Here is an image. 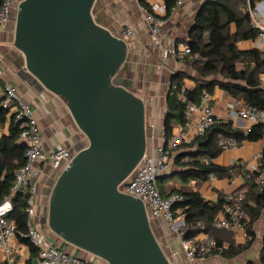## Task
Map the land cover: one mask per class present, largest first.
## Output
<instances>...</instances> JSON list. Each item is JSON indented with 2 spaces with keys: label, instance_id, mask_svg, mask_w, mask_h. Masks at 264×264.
<instances>
[{
  "label": "water",
  "instance_id": "obj_1",
  "mask_svg": "<svg viewBox=\"0 0 264 264\" xmlns=\"http://www.w3.org/2000/svg\"><path fill=\"white\" fill-rule=\"evenodd\" d=\"M96 1L22 0L14 18L27 76L64 100L89 142L52 187L48 227L63 249L108 264H172L145 202L119 190L147 150L146 103L120 80L128 41L97 20Z\"/></svg>",
  "mask_w": 264,
  "mask_h": 264
},
{
  "label": "crops",
  "instance_id": "obj_2",
  "mask_svg": "<svg viewBox=\"0 0 264 264\" xmlns=\"http://www.w3.org/2000/svg\"><path fill=\"white\" fill-rule=\"evenodd\" d=\"M22 1V0H17ZM142 0H97L94 7V15L97 20L115 34H120L124 29L131 28L133 34L129 37L128 60L123 68L122 78L129 83V89L146 103V120L156 121V128L147 132V147L161 146L164 144L162 132L165 130V117L168 110L169 86L173 76L182 74V83L187 89L196 87L201 79L197 69L190 64L169 57L165 65H160L159 51L152 46L149 24L145 20V14L141 9ZM210 0H190L182 6H176L170 17L165 18V0H146L156 16L165 21V27L170 39H180L181 27L194 20L196 12ZM148 9V8H147ZM149 10V9H148ZM15 15L10 22L0 26V81L12 84L21 100L28 103L38 120L42 132L43 157L37 162V166L43 169L36 181L38 194L36 201L39 203L38 213L42 215L43 206L49 203L50 194L48 185L54 180L55 170L49 160L50 153L58 146H66L74 153L88 146V139L77 127L64 100L27 76L24 69L23 54L14 46ZM191 22V24H192ZM241 49H253L252 40L239 43ZM264 78V74L262 75ZM264 80V79H263ZM203 94V93H202ZM210 105L216 114L225 118L227 106L234 96L228 94L222 87L216 86L210 93ZM202 101V97H201ZM8 116V115H7ZM195 116H191V121ZM186 125L176 124L172 135L180 129L188 130ZM11 119L8 117L4 127L0 129L3 134H8ZM235 128L245 129L248 126L242 120L233 121ZM1 136V135H0ZM264 150V138L257 141H244L237 148L223 151L214 162L222 167H233L230 178L212 177L207 180H192L181 182L176 176L179 168L175 163V157L182 153L174 150L167 170L162 178H170L167 186L176 188L184 193L198 191L211 201H218L220 196H226L240 190L248 179L247 173L260 167L258 156ZM188 161V157L182 158V162ZM58 178V177H57ZM57 180V179H56ZM170 188H168L170 190ZM52 191V189H51ZM170 194V191H168ZM184 219L183 216H179ZM154 231L159 242L165 250L172 264H191L182 247L181 240L173 233L164 219L151 218ZM262 221V224L259 222ZM44 229L45 226L42 225ZM254 240L249 243L250 236L247 229L234 232H224L223 244L226 252L223 254L211 253L198 264H264L262 251L264 247V215L254 224ZM228 233V234H227ZM208 233L201 232L193 240H199ZM210 235V234H209ZM48 236H46L47 238ZM52 243L59 244L50 239ZM14 249L10 261L0 257V264H26L30 257L29 247L20 242L18 237L12 239ZM71 253L89 258V254L79 251L74 247Z\"/></svg>",
  "mask_w": 264,
  "mask_h": 264
},
{
  "label": "trees",
  "instance_id": "obj_3",
  "mask_svg": "<svg viewBox=\"0 0 264 264\" xmlns=\"http://www.w3.org/2000/svg\"><path fill=\"white\" fill-rule=\"evenodd\" d=\"M3 0H0V6ZM262 0H210L196 12L194 20L189 27L187 38L177 40V43L186 44L191 48V55L183 61L194 66L201 76L196 87L187 89L181 96L179 87L183 85L182 74H175L169 87L167 113L164 128L167 137L172 135L176 124L186 125V109L189 102L201 103L202 93H213L216 86L222 87L234 97H243L252 105L264 108V58L257 49H241L242 41L255 40L258 31L253 27L250 8ZM142 5L152 11L146 0ZM166 15L168 18L177 6V0H165ZM240 65V66H239ZM178 88H174V86ZM8 120L7 110L0 102V129ZM20 128L11 122L8 134L0 136V202L11 194V186L17 169L25 163L24 143L19 141ZM235 138L239 143L244 141H257L264 138L262 125H253L249 130L235 128L232 121H223L213 125L207 132L195 138L189 144H182L176 150L182 153L175 157L179 168L176 176L181 182L192 180H207L211 175L218 178L232 176L233 167H222L214 160L223 152L218 146L220 135ZM188 161L182 162V158ZM208 159L205 162L204 159ZM260 168H264L263 158ZM170 178H159L158 186L163 197L179 194L183 199L173 206L175 216H183L185 229L183 239L190 241L205 232L215 237L219 244H223L224 232L213 227L217 214L223 209L224 197L211 202L205 199L200 192L184 193L176 188L167 186ZM170 188V190L168 189ZM242 188L248 189L244 207L249 214L247 233L249 243L255 238L254 224L264 215V187L259 189L252 178H248ZM170 191V194H168ZM28 194L18 192L12 196L13 210L9 214L10 220L16 221L20 242L30 249V257L26 264H36L38 251L36 247L22 234L27 231ZM200 223L201 226H197ZM223 233V234H222ZM228 234V233H227ZM226 250L223 252V254ZM264 260V247L262 251Z\"/></svg>",
  "mask_w": 264,
  "mask_h": 264
},
{
  "label": "built area",
  "instance_id": "obj_4",
  "mask_svg": "<svg viewBox=\"0 0 264 264\" xmlns=\"http://www.w3.org/2000/svg\"><path fill=\"white\" fill-rule=\"evenodd\" d=\"M188 1L190 0H177V5L182 6ZM20 2L17 0L2 1L0 26L11 21L13 14L18 11ZM141 9L149 24L152 46L159 51L160 65L164 66L169 57L178 60L191 55V48L188 45L170 39L168 32L164 29L165 21L162 18L156 16L154 12H150L144 5H141ZM250 16L253 27L258 31L256 39L252 40V48L257 49L264 58V0L250 8ZM132 34L133 30L127 28L119 35L123 38L125 36L130 37ZM174 88H178V86L175 85ZM179 90L181 96H184L186 87L181 85ZM210 99V93L204 91L200 104L196 105L189 102L186 109V115L189 119L188 130L180 129L170 137H167L164 130L162 132L164 144L161 146L153 145L151 148L147 147L135 171L125 183L119 186L121 192L140 198L145 202L150 218L166 221L169 229L181 240L182 247L191 264H198L211 253L222 254L227 248L224 244H219L217 239L209 234L199 240L187 241L183 239L184 219H180L179 216L176 217L173 211V206L183 197L179 194L163 197L158 186V180L166 172L172 152L182 144H189L195 138L203 136L213 125L223 121L242 120L249 126L245 130H249L251 126L258 124L262 125L264 130V108L246 102L243 97H234L227 106L226 117L221 118L210 105ZM0 102L1 106L7 110L11 122L19 126L21 130L19 141L26 146L25 163L14 174L11 194L4 197L0 202V257L10 261L13 255L14 249L11 241L15 237L19 238L18 225L8 216L13 210L12 196L18 192H23L28 194V198L26 207L27 231L22 234V237L29 239L36 247L38 251L36 264H108L107 261L98 256H95V259L84 258L76 253L65 251L55 243L48 246L45 244L46 237L41 230L43 228L38 226L42 216L35 206L38 194L36 181L43 172V169L37 166V162L43 157L42 132L31 106L20 99L12 84L0 81ZM191 116H195L192 121L190 120ZM155 128V120L151 122L146 120L147 132L149 129L154 130ZM0 135H3V132L0 131ZM239 144L235 138L222 134L218 139V146L222 151L235 149ZM73 156L71 149L60 145L50 153L49 160L52 168L61 173L70 164ZM258 158L260 160L263 158V152ZM204 161L208 162V159L205 158ZM247 175L248 178L253 179L259 189L264 187V168L259 167ZM212 177L215 176L211 175L210 178ZM247 194L248 189L241 188L235 193L224 196L223 209L217 214L213 222L215 229L231 232L246 230L249 214L244 207V202ZM197 226H201V224L198 223Z\"/></svg>",
  "mask_w": 264,
  "mask_h": 264
},
{
  "label": "rangeland",
  "instance_id": "obj_5",
  "mask_svg": "<svg viewBox=\"0 0 264 264\" xmlns=\"http://www.w3.org/2000/svg\"><path fill=\"white\" fill-rule=\"evenodd\" d=\"M191 22L192 21H189V22H187L184 26H182L181 27V31H180V33H181V37H180V39H177V40H183V39H186L187 38V33H188V30H189V27H190V25H191ZM166 25V24H165ZM164 29L167 31V29H166V27L164 26ZM171 38H173L172 36H170ZM125 40H128L129 39V37H123ZM178 60H182L183 61V59H178ZM240 66V65H239ZM122 74H123V70H122V72H121V78H120V80L127 86V87H130L129 86V83L128 82H126L125 80H123V78H122ZM72 154H73V152H72ZM59 174H60V171H55V176H54V178H55V180L50 184V185H48V193L47 194H50V192H51V189H52V187H53V185H54V183H55V181H56V179H57V177L59 176ZM35 206H36V209L38 210V206H39V203L36 201V204H35ZM47 208H48V203L47 204H45L44 206H43V209H42V218H41V221L38 223V226H40V228L42 227V225L43 226H45V228L44 229H41L42 230V232H43V234L45 235V237L46 236H48L47 238H46V240H45V244L48 246V245H51V243H52V241L50 240V239H53L55 242H60V239L50 230V228L48 227V223H47V220H48V218H47V215H46V213H47ZM259 224H262V221L261 222H259ZM37 225V224H36ZM71 247L72 246H67L64 250L65 251H68V252H71L70 251V249H71ZM89 258H91V259H95V256H93V255H91V254H89Z\"/></svg>",
  "mask_w": 264,
  "mask_h": 264
}]
</instances>
